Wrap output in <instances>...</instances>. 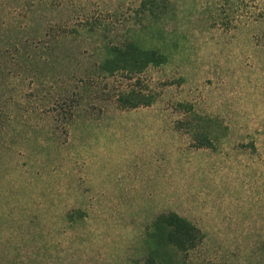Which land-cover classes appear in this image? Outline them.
Listing matches in <instances>:
<instances>
[{"label":"rangeland","instance_id":"1","mask_svg":"<svg viewBox=\"0 0 264 264\" xmlns=\"http://www.w3.org/2000/svg\"><path fill=\"white\" fill-rule=\"evenodd\" d=\"M139 1L0 0V264H264V25L208 27L173 0L133 35L164 62L122 82L151 105L48 106L85 44L51 53L46 26L142 22ZM169 213L201 232L195 249L169 246L154 225Z\"/></svg>","mask_w":264,"mask_h":264},{"label":"trees","instance_id":"2","mask_svg":"<svg viewBox=\"0 0 264 264\" xmlns=\"http://www.w3.org/2000/svg\"><path fill=\"white\" fill-rule=\"evenodd\" d=\"M172 1L140 0V14L146 13L149 17L142 22L104 21L86 15L79 23L47 25L44 35L49 43L52 41L51 53L64 40L80 38L85 44L77 46L76 52L73 48L70 54H66L63 62L70 61L72 68L58 74L55 85L51 86V89H58V93H52L56 96L48 105L50 110L53 113L67 110L72 114L81 106L78 104L84 98L103 102L110 100L121 110L151 105L155 100L151 92L143 94L135 83L122 82H135L147 66L164 62L165 55L161 50L140 45L133 40V35L137 29L150 31L159 26L160 21L171 14L169 8ZM193 2L192 14L200 17L208 27L231 31L239 27L264 25V0ZM184 12L179 11V15ZM39 42L43 44L41 39ZM57 62L54 59V63ZM159 224L167 228L166 241L169 246L179 252L187 253L195 249L202 240L201 232L195 226L174 213L161 215L154 225L157 227Z\"/></svg>","mask_w":264,"mask_h":264}]
</instances>
